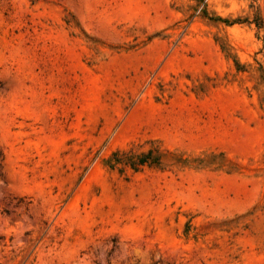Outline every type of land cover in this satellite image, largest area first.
Listing matches in <instances>:
<instances>
[{"label":"rangeland","instance_id":"1","mask_svg":"<svg viewBox=\"0 0 264 264\" xmlns=\"http://www.w3.org/2000/svg\"><path fill=\"white\" fill-rule=\"evenodd\" d=\"M0 264H264V0H0Z\"/></svg>","mask_w":264,"mask_h":264}]
</instances>
